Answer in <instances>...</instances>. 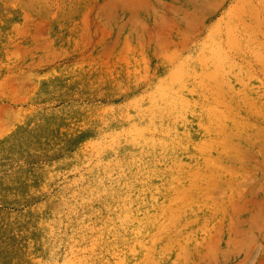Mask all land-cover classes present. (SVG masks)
<instances>
[{"label":"rangeland","instance_id":"rangeland-1","mask_svg":"<svg viewBox=\"0 0 264 264\" xmlns=\"http://www.w3.org/2000/svg\"><path fill=\"white\" fill-rule=\"evenodd\" d=\"M0 264H264V0H0Z\"/></svg>","mask_w":264,"mask_h":264}]
</instances>
